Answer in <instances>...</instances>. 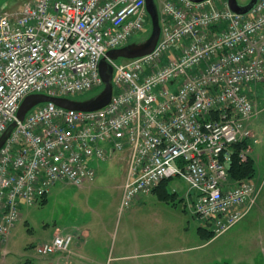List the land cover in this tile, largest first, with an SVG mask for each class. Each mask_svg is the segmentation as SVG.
Wrapping results in <instances>:
<instances>
[{"label":"built area","instance_id":"1","mask_svg":"<svg viewBox=\"0 0 264 264\" xmlns=\"http://www.w3.org/2000/svg\"><path fill=\"white\" fill-rule=\"evenodd\" d=\"M148 17L146 0H33L0 13V139L16 123L0 150V244L22 206L41 204L60 182L93 183L95 163L115 154L127 163L122 210L181 178L194 215L216 237L244 219L257 185L234 181L229 170L233 146L253 137L247 123L259 113L252 90L264 84V0L247 15L226 0H164L154 51L109 59ZM104 58L114 71L107 107L83 112L47 102L18 120L28 96L102 91ZM73 239L57 234L38 251L69 253Z\"/></svg>","mask_w":264,"mask_h":264},{"label":"rangeland","instance_id":"2","mask_svg":"<svg viewBox=\"0 0 264 264\" xmlns=\"http://www.w3.org/2000/svg\"><path fill=\"white\" fill-rule=\"evenodd\" d=\"M28 1L33 0H0V6L7 2L4 9L15 12ZM163 1L155 0L157 9ZM249 1L238 0L241 4ZM151 34L148 19L129 45L143 44ZM252 91L259 113L252 120L257 135L250 145L257 168L254 181L260 191L252 214L228 232L210 241L202 239L198 230L206 225L194 215L193 200L187 199L189 185L181 178L165 184L167 191L175 194L174 200L163 201L159 192H152L122 210L121 185L127 176V163L110 160L95 163L93 183L77 187L60 182L43 205L22 206L20 221L7 243L0 245V264L28 260L48 264V256L37 247L51 241L56 233L74 238L71 250L78 252L67 264H264V84ZM98 92L73 98L89 100Z\"/></svg>","mask_w":264,"mask_h":264},{"label":"water","instance_id":"3","mask_svg":"<svg viewBox=\"0 0 264 264\" xmlns=\"http://www.w3.org/2000/svg\"><path fill=\"white\" fill-rule=\"evenodd\" d=\"M194 3H202L206 0H190ZM258 0H250L246 5H242L238 0H228V6L230 10L239 15L249 14ZM146 8L148 14L151 18L152 23V34L150 38L143 44H130L124 48L110 51L107 57L112 60L117 59H136L144 57L151 54L160 38L161 27L159 22L158 9L155 4V0H146ZM100 73L104 83V89L98 95L94 96L89 100L84 101H74L66 98H52L45 95H31L28 96L18 111L17 118L19 121H24L26 115L35 106L47 102L54 103L58 107L65 108L68 110L83 111V112H93L104 109L107 107L114 96V86H113V75L114 71L107 59L104 58L100 63ZM16 127V123L12 124L7 132L0 139V150L3 147L5 141L10 136L11 131Z\"/></svg>","mask_w":264,"mask_h":264},{"label":"trees","instance_id":"4","mask_svg":"<svg viewBox=\"0 0 264 264\" xmlns=\"http://www.w3.org/2000/svg\"><path fill=\"white\" fill-rule=\"evenodd\" d=\"M249 149H250L249 140H246L242 143L233 146V151H234L233 160L229 172L231 178L234 181H242L245 179L254 180V178L256 177L257 168L255 165L254 158L250 155V153L246 154L247 157L246 159H242L240 156L241 152L249 151ZM166 183L167 182H162L160 186L156 190H154V192H159L161 200L169 202L175 199V194H171L167 191V189L165 188ZM161 188H163V190L160 193ZM46 202H47V198H45L41 202V205H43ZM198 233L200 234L202 239L206 241H210L214 238L213 232H211L210 230L204 227H200ZM23 264H34V263L33 261L28 260Z\"/></svg>","mask_w":264,"mask_h":264},{"label":"crops","instance_id":"5","mask_svg":"<svg viewBox=\"0 0 264 264\" xmlns=\"http://www.w3.org/2000/svg\"><path fill=\"white\" fill-rule=\"evenodd\" d=\"M263 85V84H262ZM248 127H249V129L252 131V134H253V137L250 139V141H249V144H251V142H252V140L253 139H255V137H256V135H257V133H256V131H255V129L253 128L254 127V122L252 121L249 125H248ZM250 151H251V156L254 158V161H255V165H256V160H255V157L252 155L253 154V151H252V147H251V145H250ZM111 161H114L116 164H120V163H123L124 161H126L125 160V156L124 155H122V154H119V155H117V154H115L113 157H112V159H111ZM254 180H255V178H254ZM255 182V181H254ZM124 183H125V181L123 182V184L121 185V189L123 190V186H124ZM256 183V185H257V194H256V197H255V199H254V202L253 203H251V204H249V206L247 207V209H246V215H245V217L248 215H250V214H252V211H253V209H254V207L256 206V204H257V199H258V196H259V184L257 183V182H255ZM122 195H123V192H122ZM47 199H48V197H47ZM187 199H190L188 196H187ZM121 200H122V196H121ZM181 200H183V201H185V198H182ZM189 201V200H188ZM250 213V214H249ZM247 216V217H248ZM244 217V218H245ZM246 217V218H247ZM57 234H59V233H56L55 235H57ZM55 235H54V237H55ZM10 237V236H9ZM9 237L6 239V241L4 242V243H7V241L9 240ZM53 237V238H54ZM213 239H215V237L213 238ZM75 249H72L69 253H61V252H58V253H53V254H50V255H48V257L47 258H45L46 260L45 261H47V263L48 264H67V263H69L70 262V258H71V256H74V255H76V253L78 252H76V250L74 251ZM60 253V254H59Z\"/></svg>","mask_w":264,"mask_h":264},{"label":"flooded vegetation","instance_id":"6","mask_svg":"<svg viewBox=\"0 0 264 264\" xmlns=\"http://www.w3.org/2000/svg\"><path fill=\"white\" fill-rule=\"evenodd\" d=\"M16 1H17V0H16ZM18 1H21V0H18ZM6 6H7V2L2 3L1 6H0V9H1V10H2V9L5 10L4 7H6Z\"/></svg>","mask_w":264,"mask_h":264}]
</instances>
